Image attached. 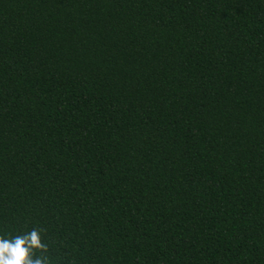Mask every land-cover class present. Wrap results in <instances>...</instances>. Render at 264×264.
<instances>
[{"label":"trees","instance_id":"1","mask_svg":"<svg viewBox=\"0 0 264 264\" xmlns=\"http://www.w3.org/2000/svg\"><path fill=\"white\" fill-rule=\"evenodd\" d=\"M33 229L51 264H264V0H0V237Z\"/></svg>","mask_w":264,"mask_h":264},{"label":"clouds","instance_id":"2","mask_svg":"<svg viewBox=\"0 0 264 264\" xmlns=\"http://www.w3.org/2000/svg\"><path fill=\"white\" fill-rule=\"evenodd\" d=\"M46 252L41 232L35 229L11 239L0 237V264H51Z\"/></svg>","mask_w":264,"mask_h":264}]
</instances>
